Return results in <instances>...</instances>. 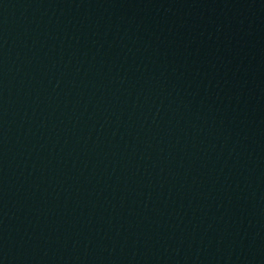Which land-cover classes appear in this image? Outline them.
Listing matches in <instances>:
<instances>
[{
	"label": "water",
	"instance_id": "1",
	"mask_svg": "<svg viewBox=\"0 0 264 264\" xmlns=\"http://www.w3.org/2000/svg\"><path fill=\"white\" fill-rule=\"evenodd\" d=\"M0 264H264V0H0Z\"/></svg>",
	"mask_w": 264,
	"mask_h": 264
}]
</instances>
